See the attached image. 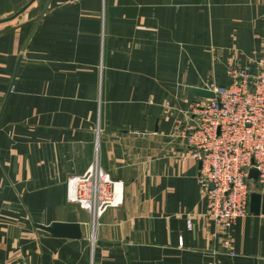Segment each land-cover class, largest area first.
Returning a JSON list of instances; mask_svg holds the SVG:
<instances>
[{
    "label": "crops",
    "instance_id": "1",
    "mask_svg": "<svg viewBox=\"0 0 264 264\" xmlns=\"http://www.w3.org/2000/svg\"><path fill=\"white\" fill-rule=\"evenodd\" d=\"M263 50L264 0H0V264H264V213L224 247L171 135L180 93ZM93 160L123 201L91 222L66 191Z\"/></svg>",
    "mask_w": 264,
    "mask_h": 264
},
{
    "label": "built area",
    "instance_id": "2",
    "mask_svg": "<svg viewBox=\"0 0 264 264\" xmlns=\"http://www.w3.org/2000/svg\"><path fill=\"white\" fill-rule=\"evenodd\" d=\"M254 61L256 73L247 63L228 68L227 84L201 85L213 90L214 97L195 95L171 132L200 162L197 180L206 194L205 212L219 224L224 247L232 223L249 212L252 186L264 187V50ZM252 167L259 172L255 183L248 176ZM122 191L123 181L93 160L67 179L66 197L95 220L122 203ZM186 224L191 227L190 217Z\"/></svg>",
    "mask_w": 264,
    "mask_h": 264
},
{
    "label": "water",
    "instance_id": "3",
    "mask_svg": "<svg viewBox=\"0 0 264 264\" xmlns=\"http://www.w3.org/2000/svg\"><path fill=\"white\" fill-rule=\"evenodd\" d=\"M250 72L256 73V65L254 62L250 64ZM190 92L194 95L214 97V91L206 86L193 85L190 86ZM200 164V163H199ZM258 170L254 167L249 169L248 176L257 179ZM211 187V184L209 185ZM249 211L255 214L264 213V191L251 190L249 193ZM36 226L47 230L54 236L62 237H81L80 224L78 222L69 221H52L50 224L35 223Z\"/></svg>",
    "mask_w": 264,
    "mask_h": 264
},
{
    "label": "rangeland",
    "instance_id": "4",
    "mask_svg": "<svg viewBox=\"0 0 264 264\" xmlns=\"http://www.w3.org/2000/svg\"><path fill=\"white\" fill-rule=\"evenodd\" d=\"M254 63H255V61H253ZM245 65V64H244ZM244 65H234V64H232V65H223V66H221V67H219V66H215L216 68L217 67H219V68H221V73H220V77L219 76H216L217 78H216V81L217 82H225L226 84H227V82L229 83V80H230V75H229V73H228V68H231V67H234V66H244ZM255 65H256V63H255ZM249 66H250V64H249ZM211 69H213V68H211ZM210 72H211V74H212V71L210 70ZM214 72H215V70H214ZM218 75V74H217ZM214 79V78H213ZM209 82H214L215 84H218L217 82H215V81H209ZM202 84H200L199 86H201ZM219 85H222V84H219ZM188 96V94H187V92H186V90L184 91V94H182V93H180V96H179V99H175L174 101H181L182 102V104L180 105V104H178L177 103V105L175 104H173L172 103V106L174 105L175 106V108L176 109H178L180 112H181V115L183 114V112L185 111V109L188 107V105L190 104V101L194 98H190L189 96ZM195 96V95H194ZM170 105V104H169ZM166 108H167V105H166V107H165V111H166ZM181 115H179V116H181ZM179 116H176V118L177 117H179ZM176 118H175V120H176ZM200 163V162H199ZM90 220H91V222H93V221H95L93 218H91L90 217ZM93 220V221H92ZM91 263V262H90Z\"/></svg>",
    "mask_w": 264,
    "mask_h": 264
}]
</instances>
